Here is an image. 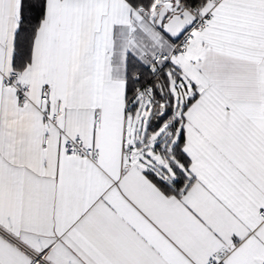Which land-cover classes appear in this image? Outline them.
<instances>
[{
	"label": "snow or ice",
	"instance_id": "snow-or-ice-1",
	"mask_svg": "<svg viewBox=\"0 0 264 264\" xmlns=\"http://www.w3.org/2000/svg\"><path fill=\"white\" fill-rule=\"evenodd\" d=\"M0 264H264V0H0Z\"/></svg>",
	"mask_w": 264,
	"mask_h": 264
}]
</instances>
